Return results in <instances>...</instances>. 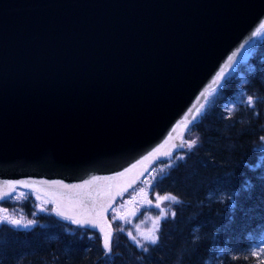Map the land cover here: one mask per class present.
<instances>
[{"label":"water","instance_id":"1","mask_svg":"<svg viewBox=\"0 0 264 264\" xmlns=\"http://www.w3.org/2000/svg\"><path fill=\"white\" fill-rule=\"evenodd\" d=\"M261 25L264 0H0V189L40 185L107 233Z\"/></svg>","mask_w":264,"mask_h":264},{"label":"trees","instance_id":"2","mask_svg":"<svg viewBox=\"0 0 264 264\" xmlns=\"http://www.w3.org/2000/svg\"><path fill=\"white\" fill-rule=\"evenodd\" d=\"M248 96L253 97L254 106L247 105ZM230 103H234L232 111L227 110ZM262 130L264 32L248 57L212 94L191 128L186 141L195 139L197 146L189 151L186 143L170 159L172 163L164 160L156 164L113 210L116 234L110 256L105 255L98 232L37 210L27 201L21 210L36 223L27 229L0 225V264H217L211 256L207 259L209 254L202 258L212 239L213 246H226L223 264H260L264 254L251 253L264 243V162L254 164V151L264 150L257 143ZM181 155L184 159H176ZM160 177L166 178L161 181ZM221 190H236L233 207L211 200L210 195ZM156 194L174 195L181 203L160 202L168 217L160 221L159 243L147 245L145 252L128 237V231L137 232L119 218L124 216L119 215V209L124 204L132 213L125 216L131 225L143 222L148 227L160 212L154 206L146 207L147 200L157 203ZM0 206L12 210L9 200ZM234 256L239 258L232 259Z\"/></svg>","mask_w":264,"mask_h":264},{"label":"snow or ice","instance_id":"3","mask_svg":"<svg viewBox=\"0 0 264 264\" xmlns=\"http://www.w3.org/2000/svg\"><path fill=\"white\" fill-rule=\"evenodd\" d=\"M261 27H264V25H261ZM256 35H260L259 32L256 33ZM228 65H226L227 67ZM224 78V73L221 70L220 74L216 77V79L213 81V84H216L217 87H221L222 85L219 83L220 81H222ZM197 103H199V101H197ZM241 103H244V101H241ZM246 103L249 106H254V99L251 96H248L246 99ZM204 107L203 104L200 105L199 108H197L195 110V113H193L192 111H189L187 115H185L183 117V121H186V127L187 125L192 124L194 121H196L197 117L202 115L201 109ZM227 110L228 111H232L233 110V106H227ZM180 125L178 124L177 127H179ZM261 142H264V136H262L260 138ZM182 143H187V147L189 149V151H191L194 147L197 146V140L193 139L191 140V142H187V141H183ZM163 145H161L162 147ZM156 152H159V148H157L154 152L150 153V155H155ZM165 156H171V153H165ZM147 158V157H146ZM176 159H184V157L178 156L176 157ZM130 171V169H129ZM161 172H163V169L160 170ZM120 176L124 175V173H119ZM166 177H160V180L162 181L163 179H165ZM115 180L116 177H94L93 180ZM155 179V178H154ZM47 183V182H44ZM56 184H59L61 187L63 188H79V187H83V185H65L62 184V182H55ZM88 184H91L92 181H88ZM143 183L147 184V181H144ZM7 188H9L10 190L8 191H4L3 189H0V201H5V200H16L19 201L22 197L26 198V193L24 192H19L17 193L18 188L23 187V188H28V189H32V184H30L29 182L26 181H15V182H8L5 185ZM149 190L151 191H155L152 185H147ZM129 187H131V185H129ZM123 191H127V188H125ZM140 191H144L143 189H141ZM118 195H123V192L118 193ZM36 199H40L39 194H37ZM155 199L157 201V203H155V205H153V201L152 200H147L146 202V207L151 208V207H155L157 209H160L159 214L154 218L153 221V226L151 229L148 230L147 233H144L141 231L139 225H135L134 226V230L139 233V236L137 235H133V231H128L127 235L128 237L134 241V243L141 249H143L145 252L148 251V247L147 245H156L159 243V222L161 220H165L168 217V210L165 208H161V201H170L172 203H176L179 204L181 203V201L178 200V198L174 195H165V196H160L158 194L155 195ZM89 203H91V201H89ZM110 206V205H109ZM106 210V209H105ZM40 211H48L47 208H44L43 206L40 207ZM58 216H62L65 219H73L74 223H81V221H77L75 220L73 217L67 216L65 215L64 212L61 211H57L56 213ZM133 215H135V213H133ZM176 215L175 211L171 212V216L174 218ZM121 220H123L125 223L130 224L131 221L128 220L125 216H121L119 217ZM113 219H116V217H113ZM36 223V221L31 220V219H26L23 215H13L10 214L7 208H0V225H10L13 228H29L30 226L34 225ZM83 223H87V224H91L93 227H97V225L91 221H83ZM101 233H104V229L100 228L99 229ZM120 232L124 231V228L120 227L119 228ZM103 247L105 249V255L106 256H110L111 252H112V242H111V233H104V237H103ZM260 254H264V245L259 246L258 251H253L251 253L252 256H259ZM238 256H234L232 257V259H238ZM217 264H223V260L220 259L219 257H217ZM260 264H264V260L260 261Z\"/></svg>","mask_w":264,"mask_h":264},{"label":"bare ground","instance_id":"4","mask_svg":"<svg viewBox=\"0 0 264 264\" xmlns=\"http://www.w3.org/2000/svg\"><path fill=\"white\" fill-rule=\"evenodd\" d=\"M262 136H264V130H262L261 132H259L257 134V137H258L257 143H258V145H260L264 148V142H261V140H260V138ZM254 152H255L254 153V164L256 166H259L261 163L264 162V150L262 152H256V151H254ZM235 192H236V190L235 191H226V190L223 191V190H221V191L216 192V193L213 192L210 195V198L212 201H218L220 203L221 202H228V203H230V206L233 207L235 205V198H234ZM226 244L229 245L228 242H226ZM225 253H226V246H224L221 243H216L213 246V239H212L210 244L208 245L206 251L203 253L205 255H202L203 256L202 258L205 259L207 254H209L207 256V259L211 256V259L217 260V257H219L220 259H222L224 261L226 259Z\"/></svg>","mask_w":264,"mask_h":264},{"label":"rangeland","instance_id":"5","mask_svg":"<svg viewBox=\"0 0 264 264\" xmlns=\"http://www.w3.org/2000/svg\"><path fill=\"white\" fill-rule=\"evenodd\" d=\"M47 203H48V200H47L46 198H44V197H40V205H41V206H43V205H45V204H47ZM15 212H17V213H15ZM15 212H14V214L10 212V214H13V215L21 214V212L18 211V210H16ZM150 229H151V228H150ZM148 230H149V229H148ZM141 231L144 232V233H147V232H145V229H141ZM136 235L139 236V233H137Z\"/></svg>","mask_w":264,"mask_h":264}]
</instances>
